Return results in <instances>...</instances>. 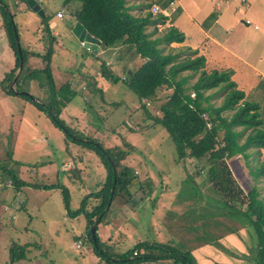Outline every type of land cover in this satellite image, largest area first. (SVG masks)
Segmentation results:
<instances>
[{"label":"rangeland","instance_id":"rangeland-1","mask_svg":"<svg viewBox=\"0 0 264 264\" xmlns=\"http://www.w3.org/2000/svg\"><path fill=\"white\" fill-rule=\"evenodd\" d=\"M39 1L46 15L50 16L48 23L59 32L56 40L65 46L67 44V47L70 44L74 46L77 40H67L62 34L63 22L69 19V8L62 6L63 0ZM127 7L130 8V13L132 7ZM144 7L145 5L143 9ZM57 8L64 10L61 19L54 16ZM12 10V21L20 38L22 25ZM144 13L141 12L142 15ZM157 35H161L160 32ZM22 44L20 46L23 48ZM75 52L78 59L74 68L80 66V61L89 63L90 56L95 54L98 58H103L99 60L110 62L109 69L117 71L113 55L92 50L88 57L81 59L79 53ZM117 74L119 78L115 82L119 91L109 100L107 96L100 97L97 93L93 95L90 92L86 93L89 102L85 103L81 96L87 90L79 88L80 92L71 98V102L62 109L63 114L59 115L72 133L94 139L103 147L117 146L123 149L126 155L122 164L128 168V177H131L125 185V191L131 194L132 191L139 190L143 195L141 201L134 204L125 215L117 209L114 201L125 203L122 208L127 209L131 195L120 193L113 198L112 206L103 219L116 228V234L112 242L104 244L103 248L108 253H122L130 250L137 239H144L147 244H168L178 252H188L195 264H254V239L250 228L245 224V215L228 207L220 195L212 190L205 174L206 162L202 158L177 157L174 143L163 127L159 124L151 125L141 113L139 105L134 109L138 98L120 79L124 74L123 69ZM199 76L195 74L188 81L193 83ZM23 77L21 75L18 78V85L30 87L23 84ZM32 86L38 89L40 81L34 82ZM215 90L209 89L204 94L210 95L208 102L217 106L221 103L222 92L216 93ZM259 91L255 90L256 96L247 102L260 104L258 115L263 122L264 94L260 95L264 92L263 88H259ZM14 96L20 99L17 101L21 104L20 109L24 110L21 115L11 116L0 122V165L13 169L19 179L26 183L20 186L21 192L13 193L15 188L8 189L13 193L12 200L20 199L22 204H9L10 210L16 209L12 210L17 213L16 219H10L9 210L7 217L0 219V264H96L94 257L98 254L92 251L88 239L81 235L86 230L84 216L79 214L74 218L65 214L59 188H41L34 184L65 186L70 191L68 210L71 211L79 207L84 193L93 192L100 187L105 179V169L93 150L63 137L61 139L58 128L43 113L34 112L30 106L34 105L20 95ZM164 100L163 96L154 105ZM232 112L229 109L221 114L228 117ZM2 125L5 126L1 127ZM235 129H240V126ZM246 131L241 133L238 142L243 141ZM65 153L70 156L76 153L74 162H77V168L80 169L79 173L76 168L78 178L72 179L75 175L67 172L74 166V162ZM63 155L66 161L58 164ZM77 159L83 162L78 163ZM18 160L37 164H18ZM252 162L253 160L248 163V159L244 160L241 156H233L227 160L237 184L244 191L253 184L259 197H262L264 180L252 181L248 172V165H254ZM63 163H66V169H63ZM59 168L65 172H61ZM126 178L127 176L123 177ZM94 199L86 198L87 208ZM240 208L243 211V206ZM72 242L78 243L79 248H73ZM15 246H23L21 249H14L15 252L23 253V258L9 262V248Z\"/></svg>","mask_w":264,"mask_h":264},{"label":"trees","instance_id":"trees-1","mask_svg":"<svg viewBox=\"0 0 264 264\" xmlns=\"http://www.w3.org/2000/svg\"><path fill=\"white\" fill-rule=\"evenodd\" d=\"M73 1L78 2L77 8L72 12L75 21L82 24L92 36L98 38L104 47L125 45V48H131L133 53L141 59V62L126 77V85L138 98L141 113L143 112L151 125L159 124L163 127L174 143L178 158H202L206 162L205 174L212 190L220 195L221 200L228 207L245 215V224L250 228V234L254 239V264H264V196L259 197L253 184L249 185L246 191L242 190L226 162L233 156L247 158V149L254 148L253 154L257 157L261 156V160L254 165H248L250 167L248 172L253 182L258 179L264 180V153L261 155L259 151L264 150V122L257 115L256 105L243 101L242 92L235 89V84L229 79L226 71L212 70L206 73L204 70H199L203 66V60L199 57L187 56L178 60L180 55L169 46L172 42L183 40L182 34L176 28L169 26L161 35L152 37L153 33L147 32L146 27L162 24L165 17L160 14L151 15L147 11L148 5H145L146 11L143 15L132 16L129 13L130 8L125 5V0H63V3ZM7 8V4L0 0V25L15 60L13 68L0 79V89L5 94L20 95L31 102L58 128L65 140L93 150L92 152L97 155L105 169V179L100 187L85 194L79 207L71 211L68 210L69 191L65 186L59 184L34 186L59 188L66 213L71 217L79 214L85 217L84 237L90 242L92 251L106 262L115 260L123 263H137L171 259L180 264H195L188 252H178L168 244L137 242L130 250L111 254L103 248L104 244L99 242L96 233L95 241L92 242L90 226L103 221V216L108 212L109 205L116 195L120 193L129 195L125 191V185L129 183L131 177H128V174L130 175L128 168L122 164L126 152L117 146L103 147L94 139L72 133L63 123L59 117L60 112L76 92L68 79L57 81L52 77L49 61L53 37L48 27V17L43 16L39 26L40 40L44 45L43 53L28 52L19 44L20 54L18 55L14 39V36H17L16 26L11 19L12 13L10 18ZM30 56L39 57L42 64L39 66L30 64L28 62ZM19 59L22 61L21 69L14 86L10 87ZM104 67L102 64L100 74L115 81L116 78L112 79V75ZM184 71L188 73L181 75ZM25 74L33 75L40 81L42 97L38 98L21 92L25 90L18 85V78ZM195 74L200 76L196 77L197 79L191 85L186 86L188 79ZM160 89L171 90L164 96V101L154 105L160 100L156 94ZM209 89H216V93L222 92L220 105L214 106L208 102L210 95H205L204 92ZM189 91L193 92V97H190ZM229 109L233 112L228 117L221 114ZM202 114L206 116V119L202 117ZM205 122H209L210 126L206 127ZM237 126H240V129H235ZM244 130L248 131L243 141L238 142ZM219 132H221L220 135ZM76 170L73 166L68 173L76 175ZM124 176L127 178L123 179ZM5 177L12 179L15 189L26 183L19 179L13 169L0 165V178ZM88 197L95 198L89 208L85 204ZM22 247L9 248V262L23 258V253L14 250Z\"/></svg>","mask_w":264,"mask_h":264},{"label":"crops","instance_id":"crops-1","mask_svg":"<svg viewBox=\"0 0 264 264\" xmlns=\"http://www.w3.org/2000/svg\"><path fill=\"white\" fill-rule=\"evenodd\" d=\"M2 1L7 4V9L10 13H12L11 10L13 8L16 17H18V20L22 25L20 38L18 36V31L16 28L19 44L20 42L21 44L22 42L25 43L24 45H22L24 46L23 48H25L28 52H35L39 54L43 53L44 45L41 40H38L40 34L39 26L42 18L31 11L29 8H27L22 0ZM37 1L44 13V16H47L42 8V4L40 3V1ZM125 1L126 6L132 7L130 14H133L134 16H141V12H145V9H143L144 5H148L149 7L150 4L155 3L159 6L160 13L158 14L165 17L163 23L156 24V26H147L146 31L154 33V35L152 34V37H156L158 36V32H160L161 34L169 26L176 28L177 31L182 34L183 40L181 42H172L169 44V46L173 48L174 52H178V55H180L178 60L187 56H189L190 58L199 57L203 60V66L199 70H204L206 73L212 70L226 71L229 75V79L235 84V89L242 92L243 101L245 102H247L248 99H253L254 96H256V94H254L255 90L259 91V88H263L264 91V0ZM143 2L146 3L144 4ZM62 6H67L69 8V14L67 15L69 19L63 22L62 34H64L66 38H68L67 40H70L71 38H74L70 33V28L75 22V19L72 16V12L75 8H77L78 3L73 1L67 4L63 3ZM57 13H61V16L58 17L56 15ZM54 16L61 19L64 16L63 8H57L55 10ZM47 17L48 23L50 16ZM245 20H248L249 23H246ZM48 27L50 29L51 36L53 37L52 51H55L51 54L49 61L50 70L53 75L52 77H54V80L58 81L59 79H68L70 85L74 87V90L76 92L75 95L80 92L79 88L82 90H87L84 93V96H81V98L85 100V103L89 102L88 95H86V93L90 92H93L90 93L93 95H96L97 93L100 97H102V95L107 96V100H109L108 98L119 91V87L116 86L117 83L115 81L109 80V78H105L100 74L102 72L101 65L103 64L105 66L104 69L108 71L110 75H112V79L113 77L119 78L117 72L120 69H123L124 74L120 76V79L124 82L127 88V73H129L130 70H133L136 67L135 65H138L141 62V59L133 53V50L131 48L125 49V45L104 47L101 43L99 44L98 48L96 49L98 53L100 52L102 54H109V56L113 55L114 59L116 58V72L108 68L110 66V62L106 60H99L103 58H98V56L95 54L90 56L91 61H89V63L92 64H89L88 61H80V66L78 68H74V65L78 59L75 51L79 53L81 59H85L91 54L92 50L82 47V45L78 41H76L74 45L75 47L71 44H68L69 47H67V44L65 46L64 43L56 40L59 36L57 28H54V26L52 24L50 25L49 23ZM14 60V54L8 44L4 30L0 25V79L4 74H6L10 69L13 68ZM28 62L36 66L42 64L39 57L33 56H30L28 58ZM187 73V71H184L181 73V75H186ZM23 79L26 80H24L23 84H28L34 90H31L30 87H22L25 92L38 98L43 96L40 87L36 89L32 86L34 82L38 81L35 76L25 74ZM188 85H191L190 81L186 83V86ZM170 90L171 89H160L156 94L158 97L162 98L167 93H169ZM263 94L264 92H262L260 95L262 96ZM17 100L20 99L12 94H5L0 89V122L9 119L11 116L21 115L23 113L24 108L23 110L20 109L21 104L18 103ZM70 102L71 100L68 103ZM252 104L256 105V112L258 115V111L261 110L260 104L257 102H253ZM138 105L139 102L134 105V109L138 108ZM30 106L34 110V112H38L35 106ZM18 110H20L21 112H18ZM62 114L63 111L61 110L60 115ZM258 117L260 118L259 115ZM3 126L5 125H2L1 127ZM62 137L64 139V136L61 133V139ZM259 151L262 154L264 153L263 149H260ZM254 152V148H248V157L242 159H248V163L253 160L252 164L259 163V161L261 160V156L258 159L257 155L253 154ZM64 155L69 157V160H72L74 162V155L70 156L67 153H65ZM64 155L60 157V161L58 164L66 161ZM78 158H80V156H78ZM77 161L78 163L83 162V160L79 159H77ZM18 162L28 165L37 164V162L30 163L21 160H18ZM74 167L77 168V162H74ZM59 170L61 172H65L60 168ZM78 170L80 173V169ZM231 174L233 173L231 172ZM245 175L246 174H244V176ZM232 176L235 179L234 175ZM73 178H78V176L75 175L74 177H72V179ZM34 185L37 186V184ZM19 191L21 192V187L15 189L13 193H17ZM13 193L8 189H3V191H0V219L7 217L8 210L10 211V219L17 218V213L14 212L16 209H12L14 211L10 209H4V206L9 205V203L11 202V196L13 195ZM85 194L87 193H84V195ZM129 195H131V200H129L130 203H127V209L122 208L125 203L121 204L119 200L114 201V205L124 215L126 212H130L131 207L134 204L139 203L142 199L141 196H143L139 192V190L132 191V193H129ZM111 203L109 207L112 206ZM74 218H76V216H74ZM85 231L86 230H84V233L81 234L83 238H85ZM95 233L99 241L106 245L108 242H112V238L116 234V228H113L111 224L103 219V221H101L100 223L95 224ZM141 241L145 240L137 239V241H135L133 244ZM72 247L76 248L74 246V242H72ZM111 254L119 253L111 252ZM94 261L96 264H163L164 262V260L142 261L137 263H123L117 262L115 260L106 262L103 259H100L98 256L94 257Z\"/></svg>","mask_w":264,"mask_h":264},{"label":"water","instance_id":"water-1","mask_svg":"<svg viewBox=\"0 0 264 264\" xmlns=\"http://www.w3.org/2000/svg\"><path fill=\"white\" fill-rule=\"evenodd\" d=\"M24 4L27 6V8H29L35 14L39 15L41 18L44 16V13H43L42 9L40 8L37 0H24ZM6 11L11 18V13L9 12V10L6 9ZM70 33L82 45V47H84L86 49L96 50L100 44V40L98 38L92 36L89 32H87L84 29V27L82 26V24H80L78 21H75L73 23V25L70 28ZM14 39H15L16 51L19 55L20 54V46H19L18 38L16 35L14 36ZM21 64H22V61H21V59H19L18 67H17L15 75L11 81L10 86H13V84L17 78V74L21 69ZM24 94H26V92H24ZM89 232H90L91 240L94 243V241H95V224H92L90 226Z\"/></svg>","mask_w":264,"mask_h":264},{"label":"built area","instance_id":"built-area-1","mask_svg":"<svg viewBox=\"0 0 264 264\" xmlns=\"http://www.w3.org/2000/svg\"><path fill=\"white\" fill-rule=\"evenodd\" d=\"M147 11L151 15H156V14L160 13V8H159V6L157 4L152 3V4L149 5ZM56 15L59 17V16H61V13H57ZM245 22L249 23L248 20H245ZM190 97H193V92H191ZM202 117L204 119H206V116L204 114H202ZM205 126L209 127L210 123L209 122H205ZM65 165H66V163H63V166H64L63 169H66ZM13 188H14V184H13V181H12L11 178H9V177L0 178V191L3 190V189H13ZM10 203L12 205H14V206H18V205L22 204V201L20 199H17V200L13 199ZM4 209H9V205H5ZM74 246L77 248V247H79V244L74 242ZM133 254H135V252H133ZM163 264H180V263H176V262H174L171 259H165Z\"/></svg>","mask_w":264,"mask_h":264}]
</instances>
